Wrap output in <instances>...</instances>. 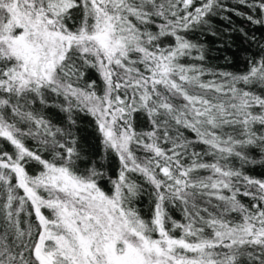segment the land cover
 <instances>
[{"label":"snow or ice","instance_id":"1","mask_svg":"<svg viewBox=\"0 0 264 264\" xmlns=\"http://www.w3.org/2000/svg\"><path fill=\"white\" fill-rule=\"evenodd\" d=\"M0 264H264V0H0Z\"/></svg>","mask_w":264,"mask_h":264},{"label":"trees","instance_id":"2","mask_svg":"<svg viewBox=\"0 0 264 264\" xmlns=\"http://www.w3.org/2000/svg\"><path fill=\"white\" fill-rule=\"evenodd\" d=\"M239 22V21H238ZM222 63V62H221Z\"/></svg>","mask_w":264,"mask_h":264}]
</instances>
